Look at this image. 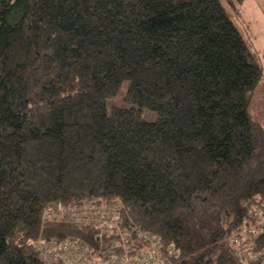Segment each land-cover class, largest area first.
Instances as JSON below:
<instances>
[{
	"label": "trees",
	"instance_id": "obj_1",
	"mask_svg": "<svg viewBox=\"0 0 264 264\" xmlns=\"http://www.w3.org/2000/svg\"><path fill=\"white\" fill-rule=\"evenodd\" d=\"M225 1L0 0V264H51L46 240L101 250L47 217L89 198L163 264H264V233L239 243L264 201V66L234 20L246 0Z\"/></svg>",
	"mask_w": 264,
	"mask_h": 264
},
{
	"label": "built area",
	"instance_id": "obj_2",
	"mask_svg": "<svg viewBox=\"0 0 264 264\" xmlns=\"http://www.w3.org/2000/svg\"><path fill=\"white\" fill-rule=\"evenodd\" d=\"M262 205H254L249 210V216L256 224L243 229L240 236L244 241H239L240 245L264 233V201ZM119 207L118 202L96 198L77 199L67 205L58 201L48 209L47 217L94 230L103 244L102 249H94L77 239H66L36 242L35 251L42 260L51 264L165 263L158 238L139 228L131 231L124 226ZM245 252L243 255H247L250 261L262 258L256 252Z\"/></svg>",
	"mask_w": 264,
	"mask_h": 264
},
{
	"label": "crops",
	"instance_id": "obj_3",
	"mask_svg": "<svg viewBox=\"0 0 264 264\" xmlns=\"http://www.w3.org/2000/svg\"><path fill=\"white\" fill-rule=\"evenodd\" d=\"M263 7H264V0H246L239 9V11L241 12L234 13L236 20L241 25L239 27L242 33L244 34L245 38L249 41V43L252 45L255 53H257L258 56L260 57L261 63H262L261 56L263 55L264 57V11H263L264 8Z\"/></svg>",
	"mask_w": 264,
	"mask_h": 264
},
{
	"label": "rangeland",
	"instance_id": "obj_4",
	"mask_svg": "<svg viewBox=\"0 0 264 264\" xmlns=\"http://www.w3.org/2000/svg\"><path fill=\"white\" fill-rule=\"evenodd\" d=\"M223 2H224V4H226L225 0H223ZM230 11H232V9H230ZM239 12H241V11H239ZM234 20L238 26H241L240 23L236 20L235 15H234ZM261 58H262V63L264 65L263 55L261 56ZM127 86H128V83L123 84L119 95L115 99L109 101V106H112V105L129 106L123 100V96L125 95V91H126ZM250 115L252 116V118L254 120L261 123L264 127V80L260 83V85L257 87V89L255 91L253 102H252L251 107H250ZM156 117H157L156 113L153 111H149V110H146L144 112V115H143V118L145 120H149V121L155 120Z\"/></svg>",
	"mask_w": 264,
	"mask_h": 264
}]
</instances>
